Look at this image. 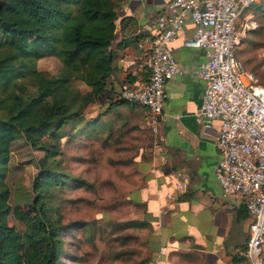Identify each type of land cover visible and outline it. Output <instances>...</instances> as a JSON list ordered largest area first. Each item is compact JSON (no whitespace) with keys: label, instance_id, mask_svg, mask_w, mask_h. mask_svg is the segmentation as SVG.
I'll list each match as a JSON object with an SVG mask.
<instances>
[{"label":"trees","instance_id":"obj_1","mask_svg":"<svg viewBox=\"0 0 264 264\" xmlns=\"http://www.w3.org/2000/svg\"><path fill=\"white\" fill-rule=\"evenodd\" d=\"M121 1L0 0V264L60 262L56 246L62 224L52 217L56 209L49 203L53 187L66 184L70 176L53 171L48 162L61 154L65 135L73 141L87 131L84 123L93 131V120L86 118L91 104L131 103L109 82ZM47 56L58 58L56 74L36 68V61ZM20 137L44 152L32 187L31 205L37 213L26 221L22 234L8 223L12 207L3 172L12 143ZM148 225L142 220L128 226ZM244 249L232 256V263L244 261Z\"/></svg>","mask_w":264,"mask_h":264},{"label":"crops","instance_id":"obj_2","mask_svg":"<svg viewBox=\"0 0 264 264\" xmlns=\"http://www.w3.org/2000/svg\"><path fill=\"white\" fill-rule=\"evenodd\" d=\"M169 1L119 3L111 45L114 72L109 79L115 89L125 80L140 83L148 79L142 66L144 51L139 43L149 48L152 25ZM262 11L264 0H254L242 12L239 25ZM192 32L193 25L187 19L171 43L181 72L165 88L163 115L158 126L161 142L149 148L148 159L137 158L136 182L126 189L127 198L141 208L140 219L149 223L146 252L151 264H240L232 263V256L246 245L251 217L241 204L224 194L215 177L220 157L215 140L220 122L200 119L197 115L204 82L196 69L205 60V53L203 49L183 44ZM238 51L239 47L237 54ZM86 112L89 119L93 118V131L99 133L109 130L108 124L113 120L117 122L114 127H141L147 116L145 107L131 103H94ZM149 138L154 136L151 134ZM179 172L187 173L189 184L187 190L176 193L173 184ZM168 192L174 195L173 199L166 198Z\"/></svg>","mask_w":264,"mask_h":264},{"label":"built area","instance_id":"obj_3","mask_svg":"<svg viewBox=\"0 0 264 264\" xmlns=\"http://www.w3.org/2000/svg\"><path fill=\"white\" fill-rule=\"evenodd\" d=\"M254 0H170L152 25L149 48L142 43V66L148 73L143 82L125 80L120 98L144 106L147 116L141 128L154 136L158 146L159 121L163 115L165 88L181 72L171 43L189 19L191 37L187 47L203 49L205 60L196 69L204 82L198 117L218 120L220 128L215 140L219 161L215 177L225 195L241 204L251 222L240 264H264V84L247 69L237 49L246 34L255 29L253 17L239 25L242 12ZM185 172L175 176L176 193L187 190ZM167 199L174 195L166 193Z\"/></svg>","mask_w":264,"mask_h":264},{"label":"rangeland","instance_id":"obj_4","mask_svg":"<svg viewBox=\"0 0 264 264\" xmlns=\"http://www.w3.org/2000/svg\"><path fill=\"white\" fill-rule=\"evenodd\" d=\"M253 19L257 26L246 34L238 54L245 67L264 84V11ZM35 64L38 70L50 75L60 68L54 56L38 59ZM23 81L27 84L28 80ZM86 118L91 120L89 113ZM114 122L117 123L113 120L108 127ZM118 127L113 125L111 133L110 130L89 133L91 126L84 123L82 128L87 131L73 141H67L65 135L60 140L61 154L48 162L53 171L70 176L66 184L53 187L49 203L56 209L52 217L62 224L60 243L56 246L60 254L58 264L152 262L146 252L149 227L128 226L131 221L142 220L141 208L132 205L126 189L135 185L137 158L148 159L153 139L140 126ZM43 155V150L20 137L12 143L10 161L3 170L12 207L8 223L21 234L26 229V221L37 213L31 205L32 187L40 172L38 160ZM75 178L90 186L85 187L82 182L74 181Z\"/></svg>","mask_w":264,"mask_h":264}]
</instances>
